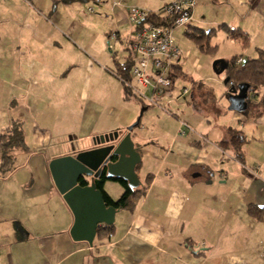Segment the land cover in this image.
Here are the masks:
<instances>
[{"label": "crops", "instance_id": "crops-1", "mask_svg": "<svg viewBox=\"0 0 264 264\" xmlns=\"http://www.w3.org/2000/svg\"><path fill=\"white\" fill-rule=\"evenodd\" d=\"M114 1H96L110 16L98 41L97 31L82 36L75 28L79 13L68 8L70 0H0V134L14 121L25 126L24 116L44 121H34L31 129L23 130L26 165L0 172V264H264V215L261 219L249 209L264 211V95L249 117L218 115L212 121L172 116L174 120L158 126L164 129L160 134L147 129L157 123L144 122L141 128L139 121L130 135L141 158L135 167L138 187L147 184L143 195L133 210H117L110 236H95L92 246L71 238L73 215L54 185L49 163L92 148L94 136L114 131L125 135L135 116L113 120L108 111V118L101 120L102 96L89 98L86 93L95 67L112 77L117 89L125 88L95 59L110 60L104 52L105 36L115 43L120 37L131 40L130 6L156 11L170 0H162L154 9L149 0H124L117 5ZM36 4L50 17L40 14ZM66 8L71 20L60 12ZM94 17L100 22V16ZM107 45L110 51L109 41ZM81 96L85 107L78 124L80 147L42 156L39 150L48 149L54 137L50 123L70 122ZM179 120L193 131L180 136ZM232 130L245 136L242 159L236 158L232 147L220 144ZM150 163L154 168L141 179L138 172ZM108 181L116 180L103 184L115 200ZM50 195L65 208L51 217L42 211L47 204L42 198ZM59 219L65 226L59 225Z\"/></svg>", "mask_w": 264, "mask_h": 264}, {"label": "rangeland", "instance_id": "rangeland-1", "mask_svg": "<svg viewBox=\"0 0 264 264\" xmlns=\"http://www.w3.org/2000/svg\"><path fill=\"white\" fill-rule=\"evenodd\" d=\"M70 1L68 8L74 7L79 13L76 18L79 26L75 28L78 27L82 36H87L91 31L94 33L97 31L99 34L98 41H101L102 28H105L104 20H108L110 17L109 14L104 12L99 3L97 5V0ZM149 2L151 9H154L163 1L149 0ZM76 3H78V5ZM246 3L239 0H197V5L194 10V19L183 28L176 29L174 32L176 44L180 49V60L178 61V65L182 68L183 73H177L175 75L173 79L174 87L172 86V88L166 89L163 95L155 97V102L161 104L165 110L157 108L158 106L156 105L147 104L136 94L129 90H125L122 85H120V89H117L113 78L102 73L98 67H95L91 77V84L86 93L90 95L89 98L95 94H100L102 96L101 101L103 105H105V111L101 116V120L108 118V111L112 115L111 119L113 120H124L127 116H135V120L132 123H135L136 120L139 119L141 123L139 126L142 128L144 122L151 124L153 121L154 124L157 123V125L155 128L148 126L147 129L149 133L153 131L160 134L164 129L158 126H161L164 121H168L167 119L169 118L174 120L172 116L181 117V119L208 117V119L210 118L212 121H214V117L218 115H220L221 119H227L228 116L232 114L251 116L253 110L258 109L260 100H263V97L260 96L264 95V88L259 87L258 89H251L248 91L249 104L245 111L237 113L236 111H229V86L223 82L225 73H223L224 75H217L212 68V64L215 60H231L235 56L254 58L257 55L256 48L264 50V0ZM114 4H119L118 0L114 1ZM36 5L40 14L50 17L46 9L38 4ZM92 6L95 7V13L91 14L89 13V8ZM68 8L60 11L65 20H69L72 17V13ZM94 16H100V22L96 21L98 19ZM76 20L75 24L77 25ZM188 26L198 27L204 31L211 29L215 31L211 35L200 39L203 44V49H201L193 38L185 34L186 29L189 32L193 31L192 28ZM129 27L132 29V37L134 26L130 23ZM225 27L243 32L246 34L248 40L244 43L242 37H233L232 32H229ZM236 33L237 32L234 34ZM103 35L105 36V34ZM107 41H109L111 45L110 51ZM104 52L105 55L108 56L107 59H110V62H106L105 57L101 59L96 58V64L98 66L102 65L108 73L113 74V77H115V74L111 70L115 71L117 69L115 60L118 59L123 61L125 59L124 57H136V54L129 48V40L123 37H120L117 43H115L105 36ZM170 71L172 70H169V72ZM199 83H201V86ZM93 86L97 87L98 90L93 91ZM183 88H187L189 93L186 96L179 97ZM145 93H147V91H145ZM81 94H83V91ZM258 96L260 98H258ZM80 98V104L78 108H75L73 119L70 122L61 123L55 121L50 123L49 126L52 129L54 137H52L48 149L42 148L39 150L42 156L44 155L49 158L52 155H58L60 152H67L70 146L80 147L82 141L78 138V124L80 123L85 107L83 96ZM177 98L180 99L177 100ZM254 98H258V100L253 103ZM144 108H146L145 111H143ZM113 110L114 113L112 114ZM41 111L44 112V110ZM221 115H225V118H222ZM42 116L45 117V115ZM24 117L30 123L26 121L24 126L23 122H18L20 128L24 131L27 127L31 129V125L35 123L34 121L44 122L42 121L43 118L32 116L31 119H28V116ZM15 123L16 121L11 122L10 126ZM118 124H120V122H118ZM165 131H168V129ZM56 133L57 135L61 134V137L58 138L55 136ZM12 154L14 156V167H16V169L26 165L27 155L24 149L15 148ZM154 166V163L146 165L147 170L143 169L139 171V177L144 179L145 176L152 171L151 169H153ZM107 187L113 197H115V200L120 197L124 190L122 185L117 181H108ZM52 194H54V189L52 190ZM42 200L43 202L47 201V204L43 205L42 211L48 213L49 217L58 215L61 210L65 209L60 199L58 200L55 195H50L47 200H45V196H43ZM62 224L65 226L66 223L59 219V225Z\"/></svg>", "mask_w": 264, "mask_h": 264}, {"label": "water", "instance_id": "water-1", "mask_svg": "<svg viewBox=\"0 0 264 264\" xmlns=\"http://www.w3.org/2000/svg\"><path fill=\"white\" fill-rule=\"evenodd\" d=\"M212 68L215 74L221 75L228 68V60H215ZM228 79L224 78V84ZM248 91L246 82L230 85L228 110L245 111L248 108ZM138 121L128 126L123 136H119L117 131L94 136L92 148L50 161L54 185L73 215L69 234L74 241H86L92 246L97 229L114 223L118 209L106 204L102 191L96 187V179L104 176V184L106 180L120 178L131 189L140 186L135 167L141 158L130 135Z\"/></svg>", "mask_w": 264, "mask_h": 264}, {"label": "built area", "instance_id": "built-area-1", "mask_svg": "<svg viewBox=\"0 0 264 264\" xmlns=\"http://www.w3.org/2000/svg\"><path fill=\"white\" fill-rule=\"evenodd\" d=\"M122 1L124 0H118L119 4ZM195 7L196 0H170L164 4L162 12L170 17L169 25L145 22L149 10L135 5L128 8L127 19L134 26L129 48L136 57L131 68V80H120L129 91L147 104L165 110L155 102V97L163 95L166 89L173 86V66L178 65L180 60V49L174 32L192 20ZM92 10L90 7L89 11ZM241 61V58L237 59V62ZM169 70H172L171 73ZM187 94L188 89L183 88L179 97ZM189 131H193V128L187 122L179 120L178 134L183 136ZM262 255L264 256V248Z\"/></svg>", "mask_w": 264, "mask_h": 264}, {"label": "trees", "instance_id": "trees-1", "mask_svg": "<svg viewBox=\"0 0 264 264\" xmlns=\"http://www.w3.org/2000/svg\"><path fill=\"white\" fill-rule=\"evenodd\" d=\"M168 2V1H167ZM165 2L164 4H166ZM140 7V6H139ZM145 9V8H144ZM145 22L159 25H169L170 17L166 16L162 12V7L156 11L148 12V16L145 19ZM192 28V32H189L187 29L185 30V34L193 38L201 49H203V44L200 39L205 36L211 35L215 30H203L198 27L188 26ZM229 32H232L233 37H242L244 43L248 40L246 34L239 30H231L228 27H225ZM237 32L236 34H234ZM199 35V36H198ZM257 55L254 58L235 56L231 60H228V68L225 72V77H228L227 86L230 85L236 86L240 82H246L249 84V90H255L258 87L264 88V50L261 48H256ZM123 61L116 60L117 69L113 71L115 76L120 79L131 80V68L135 62L134 58L124 57ZM241 58V62H237V59ZM181 67L179 65L173 66L172 79L175 78V75L180 72ZM180 74V73H179ZM123 84V83H122ZM201 86V83H199ZM124 85V84H123ZM124 89L128 90V88L124 85ZM249 100V99H248ZM249 104V103H248ZM139 125V121L136 126ZM233 133L229 139L220 142V144L225 147H232L235 150V155L237 159H242L241 153V145L246 141L245 136L241 131L232 130ZM21 148L25 149L26 145L24 142L23 130L20 128L18 122L13 124L12 126L6 128L0 134V172H6L13 168L14 165V156L12 154L13 149ZM137 167V166H136ZM103 177L95 180L96 187L100 189L103 193L104 200L107 205H112L116 209H125V210H133L136 206L137 200L143 195L145 188H135L131 189L128 187L127 182L120 178H112V180L118 181L123 186V193L116 200H113L104 190H103ZM150 175L146 177V181H148ZM250 211H253L257 214L259 218L264 219V211L256 208H249ZM113 231V225L106 227H99L96 232L97 237L110 236Z\"/></svg>", "mask_w": 264, "mask_h": 264}]
</instances>
